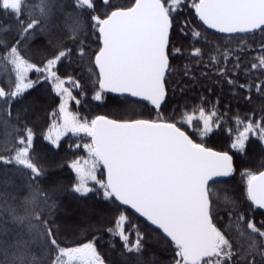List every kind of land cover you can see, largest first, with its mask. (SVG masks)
Wrapping results in <instances>:
<instances>
[{"label":"snow or ice","instance_id":"obj_1","mask_svg":"<svg viewBox=\"0 0 264 264\" xmlns=\"http://www.w3.org/2000/svg\"><path fill=\"white\" fill-rule=\"evenodd\" d=\"M0 264H264V0H0Z\"/></svg>","mask_w":264,"mask_h":264},{"label":"rangeland","instance_id":"obj_2","mask_svg":"<svg viewBox=\"0 0 264 264\" xmlns=\"http://www.w3.org/2000/svg\"><path fill=\"white\" fill-rule=\"evenodd\" d=\"M72 107L75 108V104L74 102H72ZM93 110L95 109L97 111L98 114H104L106 111H108L107 108L103 107V106H100V107H93L92 108ZM63 145L64 147L66 148L67 147V144L69 143V140L67 138H64L63 139ZM72 142H75V141H72ZM46 143V142H45Z\"/></svg>","mask_w":264,"mask_h":264},{"label":"trees","instance_id":"obj_3","mask_svg":"<svg viewBox=\"0 0 264 264\" xmlns=\"http://www.w3.org/2000/svg\"><path fill=\"white\" fill-rule=\"evenodd\" d=\"M92 111H93L95 114H98L97 111H96L95 109H94V110L92 109ZM213 143H215V140H214V139L209 141V144H210V145L213 144ZM238 179H239V178L237 177V180H238Z\"/></svg>","mask_w":264,"mask_h":264}]
</instances>
